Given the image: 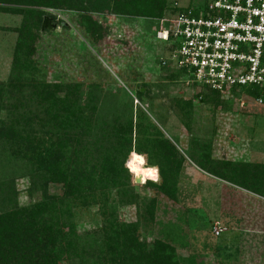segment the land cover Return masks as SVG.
I'll use <instances>...</instances> for the list:
<instances>
[{"label": "rangeland", "instance_id": "374dc122", "mask_svg": "<svg viewBox=\"0 0 264 264\" xmlns=\"http://www.w3.org/2000/svg\"><path fill=\"white\" fill-rule=\"evenodd\" d=\"M206 1L166 0L163 16L171 15L179 6L190 7ZM3 5L0 3V85L10 78L13 53L17 52L15 28L22 25L23 19L22 14L4 11ZM35 8L64 22L68 28L60 23L53 30L41 29L40 21L35 51L25 60L27 80L20 89L4 93L5 97L11 94L10 103L23 98L24 105H18V112L43 115L51 102L48 100L43 105L38 100L43 84H77L79 97L95 105L93 116L97 123L92 133L82 140V154L93 153L101 147L107 138L102 135L115 118L116 121L136 120L141 110L185 157L176 176L174 199L157 195L149 184L136 183L134 179L140 197L138 204L120 203L118 189L110 184L87 192L82 199H67L71 226L66 230H73L77 235L79 241L75 246L87 247L95 240L96 232L110 220L109 206L113 207L118 221L136 223L140 206L157 197L153 221L146 227L140 225L138 233L149 245L158 239L172 243L179 264H264V198L209 174L188 157L192 153L198 157L202 154L203 158L205 155L215 167L222 162L262 165L264 103L245 91L225 92L217 102L203 100L196 95L203 89L188 82L179 69H160L157 60L169 54L164 50V42L154 37L159 18L100 14L96 18L107 25L108 36L95 40L77 24L78 12L53 6ZM172 74L175 78L170 77ZM53 90L49 88L45 99ZM63 93L61 90L56 95ZM183 101L191 102L187 116L180 109ZM6 113L0 108V121L8 118ZM11 151V147L0 145L1 180L12 184L19 205L33 203L42 197L41 180L34 186L33 163L26 162L22 156H12ZM148 156H152V151H148ZM91 159L97 163L94 154ZM47 191L59 194L61 184L49 182ZM107 196L110 197L106 210L104 197ZM216 220L227 227L219 236L211 232ZM71 255L65 254L67 258L60 263L84 264L81 255Z\"/></svg>", "mask_w": 264, "mask_h": 264}, {"label": "trees", "instance_id": "16d2710c", "mask_svg": "<svg viewBox=\"0 0 264 264\" xmlns=\"http://www.w3.org/2000/svg\"><path fill=\"white\" fill-rule=\"evenodd\" d=\"M0 3H4V11L19 13L23 17L22 25L15 28L17 52L13 53L10 78L0 85V108H4L8 115L6 120L0 121V145L11 147L12 156H22L26 162L33 163V168H30L33 176L31 181L35 186L40 179L42 188L39 200L19 205L15 200V189L9 182L1 180L0 173V201L3 205L0 209V264H61V260L71 257V254L81 255L84 264H179L172 243L158 239L149 245L141 240L138 233L140 225L146 227L153 221L157 197L150 199L143 207L138 205L141 209L136 223L118 221L114 217L113 207L109 206L110 220L96 232L95 240L87 247L75 246L79 241L77 235H74L73 230H66L71 226L66 205L69 198L82 199L88 193L110 184L118 189L120 195L117 200L120 203L138 204L140 197L133 184L134 178L124 167L132 151L143 153L149 164H156L160 168V182L150 181L145 185L149 184L157 191V195L169 199L176 197V176L185 157L151 122L148 115L140 110L136 120L116 121L115 118L109 130L102 135L107 138L101 147L93 150V153L87 151L82 154V140L92 133L97 123L93 116L95 105L91 100L87 102L79 97L77 84H43L38 100L43 105L48 100L51 102L42 116L36 112L30 115L25 110L18 112V105H24L21 102L23 98L10 103L11 94L4 96L8 90L14 92V89H20L27 80L24 71L28 65L25 60L35 51L39 24L45 16L35 7L53 6L78 12L77 24L92 39L100 40L108 36L107 25L96 18L100 14L160 18L166 12V0H0ZM13 5L33 8L26 10ZM186 7L188 5L179 6L171 14ZM52 19L56 26L62 22ZM61 26L68 28L64 22ZM124 41L128 43L127 39ZM171 49L172 46L164 44L165 51ZM157 64L163 71L172 69L168 64H163L161 59L157 60ZM170 77L175 78L174 74ZM193 84L203 89L196 94L203 100L217 102L222 96L208 86ZM49 88L55 90L45 99ZM61 90L64 93L57 96ZM138 91L141 94L142 91ZM232 91H245L250 97L261 98L264 103V87L240 86ZM176 102L179 104V101ZM180 109L187 116L191 102H181ZM148 151H152V156H148ZM93 154L97 163L91 161ZM201 156L195 153L188 155L209 174L264 198V163L250 165L222 162L215 167L205 155V159ZM49 182L61 184V193L49 194ZM109 197H104L106 210Z\"/></svg>", "mask_w": 264, "mask_h": 264}, {"label": "built area", "instance_id": "2783aa9c", "mask_svg": "<svg viewBox=\"0 0 264 264\" xmlns=\"http://www.w3.org/2000/svg\"><path fill=\"white\" fill-rule=\"evenodd\" d=\"M156 38L172 46L163 64L224 94L264 87V0H208L159 18ZM262 103L261 98H257ZM227 227L213 221L211 232Z\"/></svg>", "mask_w": 264, "mask_h": 264}, {"label": "clouds", "instance_id": "9594fccd", "mask_svg": "<svg viewBox=\"0 0 264 264\" xmlns=\"http://www.w3.org/2000/svg\"><path fill=\"white\" fill-rule=\"evenodd\" d=\"M124 167L135 178H139V182L159 183L160 168L156 164H149L143 153L132 151L129 158L125 161Z\"/></svg>", "mask_w": 264, "mask_h": 264}, {"label": "water", "instance_id": "95a60500", "mask_svg": "<svg viewBox=\"0 0 264 264\" xmlns=\"http://www.w3.org/2000/svg\"><path fill=\"white\" fill-rule=\"evenodd\" d=\"M56 28V24L53 22V19L51 16L45 15L42 19V23H41V29H49V30H53ZM134 181L136 183H140L139 182V178H135L134 177Z\"/></svg>", "mask_w": 264, "mask_h": 264}]
</instances>
